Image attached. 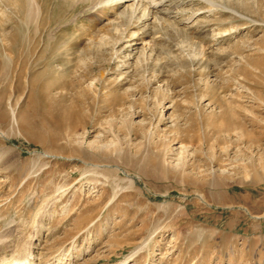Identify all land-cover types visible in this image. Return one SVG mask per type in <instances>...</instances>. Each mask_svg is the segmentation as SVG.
Returning a JSON list of instances; mask_svg holds the SVG:
<instances>
[{"label":"rangeland","instance_id":"obj_1","mask_svg":"<svg viewBox=\"0 0 264 264\" xmlns=\"http://www.w3.org/2000/svg\"><path fill=\"white\" fill-rule=\"evenodd\" d=\"M165 3L0 0V264H264V0Z\"/></svg>","mask_w":264,"mask_h":264},{"label":"bare ground","instance_id":"obj_2","mask_svg":"<svg viewBox=\"0 0 264 264\" xmlns=\"http://www.w3.org/2000/svg\"><path fill=\"white\" fill-rule=\"evenodd\" d=\"M126 1H129V2H131V4L130 5H123V6H121L122 8H124V9H126V8H128L129 6H134L135 4H143V6L144 5H146V7H149L150 8V10H154V11H156V12H161L162 10H163V8L167 5L166 3H165V0H124V2H126ZM171 1V0H170ZM167 2H168V0H167ZM121 3H123V1L121 2ZM166 4V5H165ZM142 6V5H141ZM123 9V10H124ZM135 9V8H134ZM148 9V8H147ZM169 9V8H168ZM166 10V9H165ZM164 11V10H163ZM169 11V10H168ZM162 13V12H161ZM154 14V13H153ZM157 14H159V13H157ZM122 14H120V16H121ZM123 15H124V13H123ZM145 15V14H144ZM167 15V14H166ZM119 17V16H118ZM122 17V16H121ZM123 17H125V15L123 16ZM156 17V16H155ZM154 17V18H155ZM144 18H146V17H144ZM148 18H150L149 16H148ZM157 18V17H156ZM147 19V18H146ZM145 19V20H146ZM154 21V20H153ZM147 22V21H146ZM145 23V22H144ZM152 23V22H151ZM135 24V23H134ZM130 25V24H129ZM132 25V24H131ZM143 26H141L142 27V29L140 30L139 29V33H138V31H137V33L138 34H136L135 33V35H132V36H126L128 39L126 40L127 42H132L130 45H127V46H125V48L126 47H132V46H135V45H137V44H139L140 43V41L142 40V38L144 37V36H147L148 35V31L146 32V31H144L143 29H146V27L147 26H149L148 25V23L147 24H142ZM132 27V26H131ZM148 28V27H147ZM146 30H148V29H146ZM140 36V37H139ZM5 37V36H4ZM142 37V38H141ZM148 37V36H147ZM144 40V39H143ZM123 41V40H122ZM121 41V42H122ZM125 40H124V42H126ZM143 43V45H144V42H142ZM4 45V44H3ZM9 47V46H8ZM7 47V48H8ZM136 47V46H135ZM130 49V48H129ZM128 49V50H129ZM135 50H136V48H135ZM25 259V258H24ZM29 259V258H28ZM15 260V259H14ZM20 261V260H19ZM21 261H22V259H21ZM23 263V262H22ZM34 264V263H33Z\"/></svg>","mask_w":264,"mask_h":264}]
</instances>
